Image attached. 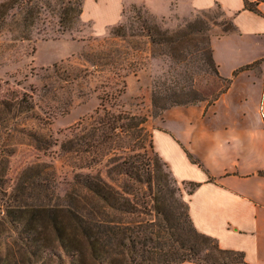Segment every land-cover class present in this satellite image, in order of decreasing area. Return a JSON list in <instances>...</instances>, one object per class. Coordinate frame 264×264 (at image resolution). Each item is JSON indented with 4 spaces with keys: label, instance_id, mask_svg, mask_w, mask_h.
<instances>
[{
    "label": "rangeland",
    "instance_id": "1",
    "mask_svg": "<svg viewBox=\"0 0 264 264\" xmlns=\"http://www.w3.org/2000/svg\"><path fill=\"white\" fill-rule=\"evenodd\" d=\"M80 1L17 0L0 17V203L26 173L50 191L27 200L36 207L55 206L73 190L82 195L75 177L88 175L134 196L137 209L130 216L99 210L96 221L138 226L128 235H152L127 264H161L165 255L176 261L193 244L213 251V242L192 234L178 193L172 196L175 189L182 195L181 186L150 143L165 111L158 108L179 96L190 102L184 106L210 103L225 89L207 57L210 39L228 34L229 14L218 7L190 12L187 0H123L120 21L97 34L80 20ZM154 27L187 36L172 53L151 43L158 38ZM163 195L173 203L166 223Z\"/></svg>",
    "mask_w": 264,
    "mask_h": 264
},
{
    "label": "crops",
    "instance_id": "2",
    "mask_svg": "<svg viewBox=\"0 0 264 264\" xmlns=\"http://www.w3.org/2000/svg\"><path fill=\"white\" fill-rule=\"evenodd\" d=\"M187 6L229 14L234 31L212 37L210 48L218 79L230 82L210 103L165 110L153 150L181 186L193 228L246 264H264V0ZM122 9L123 0H83L79 18L99 34L120 21Z\"/></svg>",
    "mask_w": 264,
    "mask_h": 264
},
{
    "label": "trees",
    "instance_id": "3",
    "mask_svg": "<svg viewBox=\"0 0 264 264\" xmlns=\"http://www.w3.org/2000/svg\"><path fill=\"white\" fill-rule=\"evenodd\" d=\"M16 1L4 0L0 4V17L6 15ZM81 7L80 1L79 17ZM248 7L251 8L250 5ZM154 29L158 38L155 41L150 37L151 43L165 45L172 53L175 51L173 45L182 43L180 41L186 39L187 36L184 30L168 33L159 31L157 27ZM233 31L234 28L230 21V29L226 32L232 33ZM207 62L213 68L215 75L218 76L211 51L208 54ZM221 80L226 84V89L230 81ZM173 97L176 96L173 94ZM180 97L169 106H184L190 103L189 101L188 103L178 102L182 100ZM158 98H160L159 92L153 95L152 102L155 107H158ZM168 107L163 106L158 110L164 111ZM115 121L118 122V119ZM67 143H62L61 148L64 149ZM150 147L153 154L160 160L153 150L152 138ZM163 165L166 167L164 163ZM28 171L29 169L26 172ZM39 175L41 176V171L37 173L38 177ZM75 181L83 190L82 195L73 190L71 193L65 194L60 200L61 203L55 206L36 207L29 205L27 200L47 196L50 192L49 188L41 180H32L28 173L20 177L19 183L9 194V201L0 203V264H127V259L133 260L134 257L144 253V248H140V245L143 246L146 239L152 241L151 234L144 233L141 236L137 232L136 236L128 235L129 230L138 228V226L96 221L93 217V213L99 210L102 213L120 211L125 216L134 215L137 213L134 200L131 199L134 196L120 195L100 178L80 175L75 177ZM176 192L187 211V205L180 190L172 191V196ZM160 195H162V190ZM25 196L27 199L24 202L19 201ZM162 199H164L162 205L165 209L166 223L169 216L172 215L171 209L170 211L166 209L172 208L173 203H167V198L164 195ZM178 204L181 203L178 201ZM189 224L195 237L214 243L213 251L218 255V259L212 256L213 251L207 245L193 244L188 248L189 253L179 257L176 261H171L168 255H165L161 264H182L184 262L246 264L241 253L221 250L212 239L199 234L190 221ZM128 246H130V253L126 252ZM166 247L169 250L172 248L167 243L165 249ZM147 253V260H152V254ZM201 253H204L203 258L199 256ZM209 257L213 259V263H207L206 258Z\"/></svg>",
    "mask_w": 264,
    "mask_h": 264
}]
</instances>
